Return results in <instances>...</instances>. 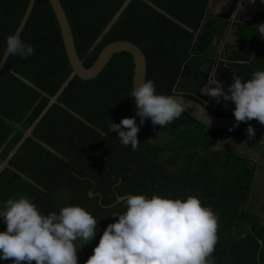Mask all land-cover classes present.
<instances>
[{
	"label": "trees",
	"instance_id": "obj_1",
	"mask_svg": "<svg viewBox=\"0 0 264 264\" xmlns=\"http://www.w3.org/2000/svg\"><path fill=\"white\" fill-rule=\"evenodd\" d=\"M29 1L0 0V61ZM61 1L86 66L109 43L129 40L146 54L147 79L155 81L157 93L200 100L201 69L215 52L218 15L230 0ZM244 4L256 10L236 30L240 40L230 50L229 65L246 81L264 69V40L256 28L264 22V0ZM20 36L34 54L9 56L0 72V207L22 195L44 214L65 205L86 207L100 230L78 251V264H85L104 228L118 220L111 215L125 210L119 197L196 195L219 218L214 264H264L263 220L245 208L254 174L233 157L221 163L211 152L228 130L207 127L186 112L162 128L150 119L141 125L129 96L135 67L129 52L114 54L92 79L72 76L50 0L35 1ZM208 108L221 117L233 115ZM132 116L140 127L135 151L110 131L111 121ZM231 132L239 136L242 129ZM5 228L0 221V231Z\"/></svg>",
	"mask_w": 264,
	"mask_h": 264
},
{
	"label": "clouds",
	"instance_id": "obj_2",
	"mask_svg": "<svg viewBox=\"0 0 264 264\" xmlns=\"http://www.w3.org/2000/svg\"><path fill=\"white\" fill-rule=\"evenodd\" d=\"M256 28L264 40V22ZM6 54L27 58L34 54V47L12 34L6 39ZM200 93L217 102H233V127L253 119L264 125V69L246 81L233 74L227 91L215 75H209ZM129 96L141 125L150 119L153 126L162 128L189 106L182 98L157 93L152 79L134 83ZM136 116L110 125L120 143L133 151L140 145ZM246 132L248 137L255 136L250 124ZM123 202L125 210L111 215L118 220L104 228L85 264H214L219 218L199 196L140 193L124 197ZM0 221L6 225L0 231V260L11 264H78V251L100 230L99 220L82 205H65L59 213L44 214L27 195L8 198L0 207Z\"/></svg>",
	"mask_w": 264,
	"mask_h": 264
},
{
	"label": "water",
	"instance_id": "obj_3",
	"mask_svg": "<svg viewBox=\"0 0 264 264\" xmlns=\"http://www.w3.org/2000/svg\"><path fill=\"white\" fill-rule=\"evenodd\" d=\"M35 1L36 0L29 1L24 17L20 22L15 34H19V35L21 34L33 10ZM50 2L61 28L65 50L69 62L73 69L72 76L78 75L82 79H92L104 70V68L110 62L114 54L126 51L133 55L134 63H135L133 86L134 83L139 84L141 81L147 79V68H148L147 56L136 43L129 40H116L109 43L102 49V51L100 52L99 56L94 61V63L89 67L86 66L78 53L72 25L67 15V12L64 8V5L62 4V1L50 0ZM243 7H244V0H230L227 6L225 7L224 12L218 15V18L222 21V26L220 28L219 37L216 41L215 52L213 56L210 58L211 59L210 63L206 65L208 71L207 73H205L203 69L201 70V75L205 77V81L200 83L201 86H203L205 82L207 83L208 77L211 74L212 76L215 75L216 79L221 84H222L221 78H223L222 77L223 74L227 73L230 77H233V74L236 75L234 67L229 65V63L234 61V57L230 54V50L234 48L237 44L235 43L232 44L231 42L225 40V36L227 34L230 35L233 31L234 34L236 35V30H233L234 26H237L238 29H240L242 24H246V22L248 21L246 19L244 21L240 16ZM204 23L205 21H203L202 26L204 25ZM199 36H200V32L197 34L196 39H198ZM237 41H239V39H237L236 42ZM8 57L9 56H7V54L5 55L4 53L0 61V72L2 71L4 65L6 64ZM184 69L182 72V76L184 75ZM166 95H173L187 101L189 106L185 112L191 115L192 117H194L203 125L216 130L227 131L229 129L232 130L234 128L241 126L247 127L248 124L255 121V119H253L251 121H248L247 123L240 122L238 126L233 127L236 124V119L234 114L226 117H221L215 114L214 112H212L207 107V104H209L211 106L224 109V104L222 103V101L213 104V102L209 101L207 98L200 97L201 101H199L192 97L186 96L180 92L173 94H166ZM230 103L232 102L229 101V104ZM251 126H254V123H252ZM260 137L262 138V135ZM260 137L255 138L254 141L255 142H257L258 140L260 141ZM260 144L262 146L259 148L257 147V154L258 157L260 158V164L264 167V143H260ZM253 172H255V176L252 181L251 191L255 189V184L257 183V181L260 182L261 180L264 184V171L261 173L260 171L254 169ZM262 191L264 190L262 189ZM90 195L93 196L94 193L90 192ZM128 195H133V194H128ZM128 195L119 197V200L120 201L124 200V197ZM263 205L264 204H260L255 207V214L264 218V212L262 211Z\"/></svg>",
	"mask_w": 264,
	"mask_h": 264
},
{
	"label": "flooded vegetation",
	"instance_id": "obj_4",
	"mask_svg": "<svg viewBox=\"0 0 264 264\" xmlns=\"http://www.w3.org/2000/svg\"><path fill=\"white\" fill-rule=\"evenodd\" d=\"M240 16L245 21L246 18L242 17L243 10L240 13ZM237 29L238 27L234 26L233 30H237ZM203 70L205 73H207L208 71L207 67L203 68ZM222 77H223L221 78L222 85L225 91H227L228 86L232 83V77H230L227 73L223 74ZM204 81H205V77L201 75V82ZM204 84H206V82ZM196 96L199 99L200 97L207 98L209 101L213 102V104L217 102V100L214 98L202 96L200 90L199 92L196 93ZM229 101H222V103L224 104V110L233 112L235 105L233 104V102L229 104ZM208 106L211 105L207 104V107ZM219 109H223V108H219ZM252 123H254V126L252 127L255 129L254 137H248L247 135L246 129L249 126V124L247 125V127H243V126L239 127L242 129V133L239 136H234V134L231 132L232 130L231 131L228 130L227 132H224L225 137L223 141L217 144L215 147L211 148V152L213 153L214 156H217L218 161L220 160L221 163L228 162L229 159L233 157L235 161H239L240 163L244 164L247 170H249L250 172H253L254 169L260 171L261 173L264 171V167L260 164V158L258 157L257 154V147L258 148L261 147L262 145L260 143H264V125L260 124L257 120H255ZM252 123H250V125H252ZM243 130L245 131L243 132ZM261 135L262 138L260 137ZM259 137H260V141L258 140L257 142H255L254 139ZM253 174H254L253 175L254 178L255 172H253ZM262 189L264 190L263 182L261 180L260 182L257 181V183L255 184V189L253 191L250 190L249 192V196L245 204V208L247 211H250L255 214V207L257 205L264 204V191H262ZM262 211L264 212V205L262 207ZM260 218L263 220L262 222L264 223V218L263 217Z\"/></svg>",
	"mask_w": 264,
	"mask_h": 264
},
{
	"label": "crops",
	"instance_id": "obj_5",
	"mask_svg": "<svg viewBox=\"0 0 264 264\" xmlns=\"http://www.w3.org/2000/svg\"><path fill=\"white\" fill-rule=\"evenodd\" d=\"M253 10H256L254 8H251L250 6H244L243 7V18H246L248 21L250 20L248 17H249V14L251 13L250 11H253ZM239 39V37H237L234 32H232L230 35H226L225 36V40L231 42L232 44L235 43L236 44V40ZM240 40V39H239ZM239 42V41H237Z\"/></svg>",
	"mask_w": 264,
	"mask_h": 264
}]
</instances>
